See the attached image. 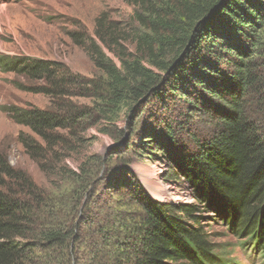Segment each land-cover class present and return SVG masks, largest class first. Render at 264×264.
I'll return each instance as SVG.
<instances>
[{
    "label": "trees",
    "instance_id": "1",
    "mask_svg": "<svg viewBox=\"0 0 264 264\" xmlns=\"http://www.w3.org/2000/svg\"><path fill=\"white\" fill-rule=\"evenodd\" d=\"M160 1L155 7L141 3L143 11L135 14L137 25L129 32L102 15L94 37L72 33L102 73L94 78L60 61L0 54L1 72L34 82L21 89L52 99L47 109L9 104L2 110L39 136L42 143L25 132L18 138L44 173L52 176L63 162L75 178L78 168H69L62 156L75 145L69 136L83 142L81 132L117 121L124 109L134 114L146 99L151 104L153 95L161 100L171 91L192 96L195 111L214 117L209 140L177 161L196 203L153 200L128 177L125 185L134 191L140 213L128 220V214L113 210L110 219L97 222L90 218L91 199L82 203L84 215L68 205L63 210L60 196L46 192L0 153V264H44L45 256L67 248L71 240L83 247L66 264H222L221 248L204 217L220 219L240 244L250 242L264 254V109L258 118L251 108L254 100L264 105V0ZM128 39L135 49L127 54L121 41ZM73 96L90 97L94 104L64 100ZM173 131L169 122L160 130L144 129L152 138ZM132 133L122 129L117 138ZM114 197L99 209H113Z\"/></svg>",
    "mask_w": 264,
    "mask_h": 264
},
{
    "label": "rangeland",
    "instance_id": "2",
    "mask_svg": "<svg viewBox=\"0 0 264 264\" xmlns=\"http://www.w3.org/2000/svg\"><path fill=\"white\" fill-rule=\"evenodd\" d=\"M160 0H0V54L11 56H31L65 63L74 72L86 78H94L102 73L95 67L87 53L72 38V33L95 35L97 19L106 15L117 23L120 29L129 32L136 24L135 14L142 13L141 3L145 6H156ZM137 4V5H136ZM125 53H133L135 43L128 39L121 41ZM117 62L119 60L107 50ZM170 55L168 58H171ZM166 78L170 74H165ZM35 85L14 72L0 71V153L8 156L12 166L27 172L38 186L59 200L78 209L81 214L82 203L91 199L90 218L97 222L107 221L114 210L128 214L130 220L140 213L137 200L131 197V187L126 179L130 177L132 185L140 192H146L153 200L169 203H196L194 191L189 182L178 172V160L188 159L194 155L199 144L207 142L213 133L214 117L211 112L200 113L194 110L190 100L183 95L166 94L163 100L151 97L134 114L127 109L120 114L117 121H101L97 125L81 132L83 142L77 137H70V150H64L69 168L80 173L71 177L59 163L54 174L48 176L38 164L26 154L19 134L25 132L41 139L28 126L12 121L2 110L4 105L36 106L50 108L52 99L42 93L21 89ZM171 94V95H168ZM161 98V97H160ZM77 106H92L90 97L73 96L69 99ZM142 99L140 102H142ZM195 100V99H194ZM264 100V93H263ZM214 100H211L213 102ZM165 104L169 106L166 110ZM138 106L135 107L137 109ZM255 116L261 118L264 105L258 100L251 101ZM132 116V117H131ZM264 117V113H263ZM262 117V118H263ZM164 122L174 126L173 134L148 137L144 129L163 128ZM173 123V124H172ZM133 132L118 139L120 130ZM62 133L71 134L68 130ZM171 139H169V138ZM125 139V140H124ZM173 142H168V141ZM128 141L130 144H128ZM63 166V167H62ZM62 171V173H61ZM66 172V174L64 173ZM157 184L161 189H155ZM114 197L113 209H99L103 200L110 203ZM74 200V201H73ZM116 201V202H115ZM73 202V205H70ZM78 202L81 205L78 207ZM98 202V203H97ZM81 214L75 219L77 223ZM213 213L206 216H212ZM205 216V215H204ZM207 230L213 232L212 239L219 244L222 264H264V254L250 242L240 244V239L218 218L204 217ZM85 224V223H84ZM98 223H93L94 228ZM86 228L89 225L85 224ZM83 246L70 241L67 248L57 254L45 256L44 264H66L72 255L75 257ZM48 257V259H47Z\"/></svg>",
    "mask_w": 264,
    "mask_h": 264
},
{
    "label": "bare ground",
    "instance_id": "3",
    "mask_svg": "<svg viewBox=\"0 0 264 264\" xmlns=\"http://www.w3.org/2000/svg\"><path fill=\"white\" fill-rule=\"evenodd\" d=\"M154 188L157 189H161L157 184H154Z\"/></svg>",
    "mask_w": 264,
    "mask_h": 264
}]
</instances>
